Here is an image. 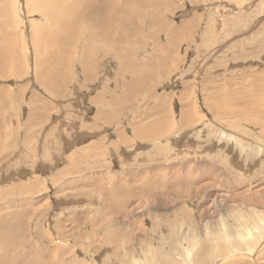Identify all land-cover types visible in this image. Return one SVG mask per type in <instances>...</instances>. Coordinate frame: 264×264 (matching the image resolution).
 <instances>
[{
	"label": "rangeland",
	"instance_id": "374dc122",
	"mask_svg": "<svg viewBox=\"0 0 264 264\" xmlns=\"http://www.w3.org/2000/svg\"><path fill=\"white\" fill-rule=\"evenodd\" d=\"M0 264H264V0H0Z\"/></svg>",
	"mask_w": 264,
	"mask_h": 264
},
{
	"label": "bare ground",
	"instance_id": "6f19581e",
	"mask_svg": "<svg viewBox=\"0 0 264 264\" xmlns=\"http://www.w3.org/2000/svg\"><path fill=\"white\" fill-rule=\"evenodd\" d=\"M103 10H104V8H103ZM103 13V12H102ZM108 17V16H107ZM65 18V17H64ZM102 19V18H101ZM112 21V19L111 18H106L105 20H104V22H103V25L105 24V23H109V22H111ZM97 23V22H96ZM98 24V23H97ZM110 25H111V23H110ZM3 234V233H2ZM1 234V236H4V235H2ZM245 235V234H244ZM243 235V233H238V236L239 237H242V236H244ZM247 236V235H246ZM5 237V236H4ZM3 237V238H4ZM244 240V239H243ZM246 240V239H245ZM244 242V241H243ZM248 254V253H247ZM246 255V254H245ZM188 259H189V257H187Z\"/></svg>",
	"mask_w": 264,
	"mask_h": 264
}]
</instances>
